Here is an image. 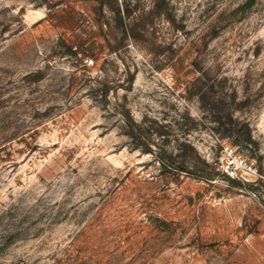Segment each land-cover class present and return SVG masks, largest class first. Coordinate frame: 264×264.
Wrapping results in <instances>:
<instances>
[{
    "label": "rangeland",
    "instance_id": "rangeland-1",
    "mask_svg": "<svg viewBox=\"0 0 264 264\" xmlns=\"http://www.w3.org/2000/svg\"><path fill=\"white\" fill-rule=\"evenodd\" d=\"M263 177L264 0H0V264H264Z\"/></svg>",
    "mask_w": 264,
    "mask_h": 264
},
{
    "label": "trees",
    "instance_id": "trees-1",
    "mask_svg": "<svg viewBox=\"0 0 264 264\" xmlns=\"http://www.w3.org/2000/svg\"><path fill=\"white\" fill-rule=\"evenodd\" d=\"M118 17L120 20H122V15L118 12ZM126 29H123V32H125ZM204 74V73H203ZM202 78V77H201ZM205 87L206 89H204ZM213 90V85H210L206 87V85L203 83L201 87H199V101L200 103L207 109V111L211 114V119L214 121V123H217L219 126H224V131H221V137L222 139H235L240 140L241 134L243 133L244 137V143L248 142L251 143V133L250 129L247 124L245 123H240L237 120L233 119L231 116V113L227 114V118L229 120L228 124H223V118L218 115L219 112L215 111V106L220 103L222 100L221 99H213L209 98L210 102L207 104L206 99L210 95V92ZM208 105V106H207ZM125 124L129 129V134H132L135 132V135L138 137H142L143 134L141 133V126L134 123L133 121L129 120L128 118L125 119ZM240 126L243 130L241 132L240 130H237V127ZM241 133V134H240ZM240 134V136H239ZM241 141V140H240ZM144 149L143 151L148 152L150 151L149 144L146 142L144 143Z\"/></svg>",
    "mask_w": 264,
    "mask_h": 264
},
{
    "label": "built area",
    "instance_id": "built-area-1",
    "mask_svg": "<svg viewBox=\"0 0 264 264\" xmlns=\"http://www.w3.org/2000/svg\"><path fill=\"white\" fill-rule=\"evenodd\" d=\"M224 152H225V154H226V156L227 157H229V158H232V156H233V152H232V150L230 149V148H225V150H224ZM225 172H226V174H228L230 177H234L235 176V172H232L231 171V169H229L228 167H227V169L225 170ZM255 175L257 176V174H256V172H255ZM259 176H257V178H258ZM256 178V179H257ZM262 180H263V184H264V177L262 178Z\"/></svg>",
    "mask_w": 264,
    "mask_h": 264
}]
</instances>
